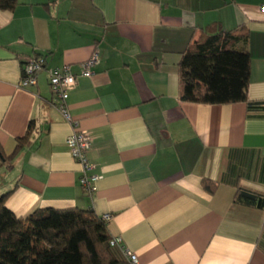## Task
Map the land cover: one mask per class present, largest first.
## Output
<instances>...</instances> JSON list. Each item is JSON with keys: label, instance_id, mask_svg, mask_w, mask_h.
<instances>
[{"label": "crops", "instance_id": "1", "mask_svg": "<svg viewBox=\"0 0 264 264\" xmlns=\"http://www.w3.org/2000/svg\"><path fill=\"white\" fill-rule=\"evenodd\" d=\"M264 0H18L0 9V146L8 156L30 122L31 142L0 168L5 206L91 209L137 264H264V209L233 201L264 191ZM243 28L247 101L178 96L177 63L201 29ZM93 52L90 76L81 62ZM41 56L36 84L19 86L22 59ZM76 75L68 107L89 134V195L66 144L47 69ZM9 163V164H10ZM204 180L215 184L213 193Z\"/></svg>", "mask_w": 264, "mask_h": 264}, {"label": "trees", "instance_id": "2", "mask_svg": "<svg viewBox=\"0 0 264 264\" xmlns=\"http://www.w3.org/2000/svg\"><path fill=\"white\" fill-rule=\"evenodd\" d=\"M17 3L0 0V9L12 10ZM243 31H222L213 25L201 29L177 63L181 101L217 105L247 101L249 55L234 48L246 35ZM35 132L30 122L8 156L0 146V168L12 167L11 160ZM202 184L213 193L214 183L204 180ZM15 188L0 195V264H132L123 247L110 244L107 220L91 209L48 207L17 216L5 206ZM233 201L263 210L264 191L238 186Z\"/></svg>", "mask_w": 264, "mask_h": 264}, {"label": "built area", "instance_id": "3", "mask_svg": "<svg viewBox=\"0 0 264 264\" xmlns=\"http://www.w3.org/2000/svg\"><path fill=\"white\" fill-rule=\"evenodd\" d=\"M260 11L264 14V2L259 6ZM97 61V54L93 52L91 56L81 62V75L90 76L92 67ZM44 67V58L41 56H26L22 59V72L19 80V86L26 88L36 84V74ZM47 78L49 85L54 94V106L60 113L61 117L71 126V132L66 138V144L70 151L71 157L75 163L80 166L81 175L79 178L83 191L89 195L96 191V182L100 176L89 173L91 164L88 160V152L91 147V139L87 132L79 129V122L72 117L68 107L69 92L76 85V75L72 73L68 65L61 68L47 69ZM105 220L109 215L102 216ZM111 245H121L120 237H112ZM125 254L132 264H137L136 255L124 249Z\"/></svg>", "mask_w": 264, "mask_h": 264}]
</instances>
